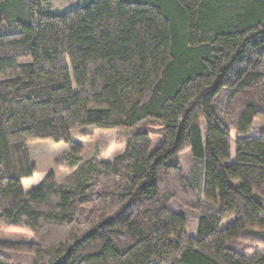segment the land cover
<instances>
[{
  "label": "trees",
  "instance_id": "obj_1",
  "mask_svg": "<svg viewBox=\"0 0 264 264\" xmlns=\"http://www.w3.org/2000/svg\"><path fill=\"white\" fill-rule=\"evenodd\" d=\"M256 121L264 0H0V230L33 236L0 240V264H264ZM83 127L125 151L83 160ZM45 141L70 146L72 173L26 192L29 145Z\"/></svg>",
  "mask_w": 264,
  "mask_h": 264
},
{
  "label": "rangeland",
  "instance_id": "obj_2",
  "mask_svg": "<svg viewBox=\"0 0 264 264\" xmlns=\"http://www.w3.org/2000/svg\"><path fill=\"white\" fill-rule=\"evenodd\" d=\"M46 9L62 12L69 11L80 6L81 0H42ZM255 126L264 128V122L256 121ZM72 138L74 141L83 146V160L95 158L104 163L113 162L116 157L122 154L126 149L125 138L117 131H107L96 129L95 127L77 128L72 131ZM163 135L157 134L150 137L151 150H157L163 143ZM70 150V146L66 144H56L53 141L35 142L29 145V151L32 155V162L37 168V174L30 182L24 185L26 191L37 187L43 180L46 173L53 171L58 173L59 179L61 176L70 175V169L61 168L58 162L61 157ZM234 156V143H233ZM181 167L186 176H189V171L192 167L193 154L191 150H187L181 155ZM204 169V168H203ZM205 171V169H204ZM64 181V180H63ZM62 181V182H63ZM203 183L205 187V173H203ZM204 187L201 196H204ZM197 223L193 221L190 226L189 233L194 235L196 233ZM0 240L29 243L33 242V236L29 232L21 230H0ZM27 254L22 253V256ZM27 259V258H26Z\"/></svg>",
  "mask_w": 264,
  "mask_h": 264
},
{
  "label": "crops",
  "instance_id": "obj_3",
  "mask_svg": "<svg viewBox=\"0 0 264 264\" xmlns=\"http://www.w3.org/2000/svg\"><path fill=\"white\" fill-rule=\"evenodd\" d=\"M29 152H30V151H29ZM30 156H31V159L34 160L31 154H30ZM36 175H38V174L35 173V174L33 175V178H34ZM47 175H48V173H46V174L43 176V179H44ZM55 175H56V179H57V181H58L59 183H61V182L67 177V175H64L65 177L61 176V178L59 179V176H60L61 174L58 176V173H55ZM33 178H32V179H33ZM32 179H30V180H32ZM30 180H25V181L23 182V187H24L25 184H27V182H30ZM42 181H43V180H42ZM27 185H28V184H27ZM31 189H33V188H31ZM31 189H30V190H31ZM24 190H25V188H24ZM30 190H29V191H30ZM25 191H26V190H25ZM26 192H28V191H26Z\"/></svg>",
  "mask_w": 264,
  "mask_h": 264
}]
</instances>
